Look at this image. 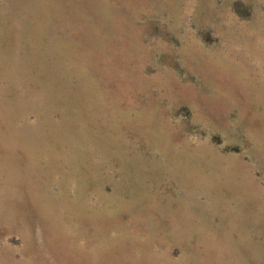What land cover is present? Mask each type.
Instances as JSON below:
<instances>
[{"label": "rangeland", "instance_id": "374dc122", "mask_svg": "<svg viewBox=\"0 0 264 264\" xmlns=\"http://www.w3.org/2000/svg\"><path fill=\"white\" fill-rule=\"evenodd\" d=\"M0 264H264V0H0Z\"/></svg>", "mask_w": 264, "mask_h": 264}]
</instances>
